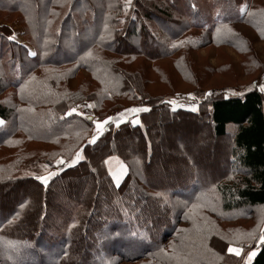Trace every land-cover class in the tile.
I'll use <instances>...</instances> for the list:
<instances>
[{
  "label": "trees",
  "instance_id": "trees-1",
  "mask_svg": "<svg viewBox=\"0 0 264 264\" xmlns=\"http://www.w3.org/2000/svg\"><path fill=\"white\" fill-rule=\"evenodd\" d=\"M254 1L0 0V13L21 21L23 36L36 50L30 55L27 46L9 40V27H0V96L7 88L34 87L31 94L18 92L12 108L0 102V147L23 136V144L0 166V264L17 259L21 264H240L224 237L215 241L183 226L203 191L218 197L211 222L258 221L264 210V92L215 93L197 111L174 110L153 88L152 77L166 61L176 65L183 58L185 66L174 69L197 83L194 55L213 44L238 49L243 44L263 72L264 61L240 29L264 37V4ZM7 66L16 85L13 79L4 88L13 78L1 75ZM206 84L201 81L197 89ZM81 102L92 103L101 122L113 110L136 104L147 110L136 123L111 124L89 143L94 121L71 112V105ZM157 118L167 133L173 131L170 119H180L184 127L186 120L205 121L215 141L210 152L222 169L206 173V182L185 163V174L167 175L145 165L155 156L177 153L170 141L154 145ZM132 137L141 147L125 155L121 150ZM81 150L83 159L77 161ZM182 153L188 165H198L191 149L183 147ZM113 156L131 170L119 185L108 167ZM38 158L62 159L68 166L47 183L18 176L27 161ZM172 177L185 180L167 185ZM61 182L63 199L54 191ZM19 190L25 195L18 198ZM100 193L108 203L93 199ZM112 197L118 201L109 203ZM50 208L60 215L51 218ZM250 264H264V241Z\"/></svg>",
  "mask_w": 264,
  "mask_h": 264
},
{
  "label": "rangeland",
  "instance_id": "rangeland-1",
  "mask_svg": "<svg viewBox=\"0 0 264 264\" xmlns=\"http://www.w3.org/2000/svg\"><path fill=\"white\" fill-rule=\"evenodd\" d=\"M262 4H264V0H256L252 5L258 6ZM0 27H9L13 31V35L11 36V38L9 37L10 41L27 46L30 50V53L36 52L34 46L26 39L25 36H23L24 27L21 21L17 19L16 16H14V18L10 20H7L5 18V15L3 13H0ZM240 29L247 32V35L252 39V48L255 49L257 53L256 56L260 61H264V37L261 36L258 32L247 29L244 26H241ZM154 30L158 32L159 29L157 28ZM245 49H247V47H244L243 44L240 49H238L233 44H222V46L213 44L196 52V54L194 55L196 61L193 62L192 66L193 72L195 74V77H197V81L199 83L201 81L203 83H207L206 85H203V87H199L198 89L197 87L199 86V83H196V81L193 82V79L189 73L179 74L174 69L176 68V66H185L186 62L183 58L176 62V65H174L172 61H166L159 69H157V71L154 68L155 70H153V77L151 76L154 80L152 86H154V89L156 88L158 93L167 96L165 101L170 105L172 109L177 110L182 108L192 111H197L200 102L204 101L215 93H222L225 97H236L241 96L246 92L254 89L261 91V86H264V71L262 72L261 69L258 70V68L254 66V64L250 61V54H248ZM7 60H10V58L4 60V63ZM9 68L8 66L6 67L7 71L3 69L1 75H3L4 77H9ZM9 78L12 79L9 81H4V88H6L9 83H12L13 79V83L14 85H16L15 76H10ZM32 79L35 78L32 77ZM26 89L31 94L33 93L34 87L30 88L27 85H22L15 89L7 88V90H4L5 92L3 93V95L0 96V102L8 108H12L15 104H17L16 96L18 95V92L22 93ZM71 108L75 109V111H71L73 113L79 114L84 118H88L89 120H93L95 122H101L97 120L95 116L92 103L81 102L79 104H72ZM134 108L139 109V111H129L130 109ZM145 109L147 108L136 104L134 106L126 107L122 110L110 111L105 120L101 122L103 124L102 131L97 132L96 124L94 123L92 136L98 137L100 133L106 130L111 124L119 125L120 123H123V121L129 119H131L133 123H136V117H138L140 113L146 111ZM109 117H111L112 119L108 120ZM160 119L161 118H157L156 120L155 130L157 131V135L152 134L154 145L157 146L159 144H162V142L166 143L167 141H170V149H172V144H174L175 147H177V153L175 154L170 151L166 152L164 155L155 156V158H153L152 160H147L145 162V165L150 164L152 165L151 168H153L156 173L167 175L171 173L174 174L175 172H181L182 174H185V163L186 167H188L189 170L191 169L195 176H202L204 178V181L206 182V173H210L212 171L215 173L216 170L222 169L218 162L215 163V156L210 152L213 145L215 144V141L209 133L208 128L205 127V121H200L198 118L193 120H186V123L188 124L184 127L181 124L182 122L180 121V119H170V125L172 126L173 131H170L171 133H167V131L159 127L161 125ZM0 121L2 120L0 119ZM105 121L107 122L104 123ZM3 124L4 122L0 123V127ZM21 137H23L22 134H18V140L12 146L6 148L5 145H1L0 166H3L7 158L11 157L14 151L19 149L21 144H23ZM140 143V139H135L134 137H132L131 140L127 143V146H125V148L122 149L121 152L127 155L131 149H140ZM52 145L53 144H51L50 146ZM183 147L189 148L193 151L195 157H198V165H188V162L185 159L187 154L182 153ZM23 148H26V146H24ZM227 152L228 151H225V153ZM90 156H93L91 152ZM60 160L62 159H58L55 162H52L48 161V159L45 160L38 158L27 161L20 170L18 176H31L36 178L45 177L47 179V182H49V180L55 173L60 172L68 166L64 160L63 164L58 163V161ZM121 166H123V171L121 170ZM108 167L114 181L118 185L122 182L123 178L126 177L129 172H131V170L127 168V166L121 161V159H119L118 156L109 158ZM136 169H133V173L134 170L136 171ZM52 173L54 174L50 175ZM138 175L139 173H137V176ZM154 178L158 179V175H154ZM184 180L185 178L183 177H180L179 179L178 177H172V179H169L167 181V185L173 183L179 184V182L182 183L184 182ZM62 182L58 183V186H56L54 189V191L56 190L58 192L61 199H63L64 196L67 195V192L62 190L61 188ZM203 192H205L206 194H204L203 197L201 196L199 198L200 200H196L198 202L197 205H192L193 211L192 215L190 216V221L183 227L186 229L191 228L193 230L194 228H196L198 233L205 234L206 238L212 236L215 241H218V239L216 238L218 236H221V238L224 237L229 244L228 249L231 247L238 250V254L236 252H228L230 254H233L234 256L239 257L240 264H250L252 259L257 254L259 245L263 242L261 241V239H259L258 234L260 230L261 232L264 231V210L258 212V221H253V219L251 218H247L246 220L241 221L237 220V218H232L234 222H222L221 224H219V222L213 223L208 217H210V214L217 210L218 197H216V195L212 191ZM24 195V192H21L19 190L17 197L19 198ZM131 198L134 202H139L138 200H140L133 196V193H131ZM93 199L96 202L98 201L99 204L102 205L108 203V201L102 197L101 193L97 196H93ZM117 201L118 200L116 197H112L109 203H115ZM142 204L145 205V203L143 202ZM48 212L51 218L54 215H60V211L58 209L50 208ZM241 216L242 215H240V217ZM199 229H202V231H199ZM199 236L204 239L202 235ZM122 240H124L122 244L124 245L125 239ZM86 242H88L87 239ZM252 253H254V255H251ZM249 256H251L250 259ZM12 264H21V262L17 259Z\"/></svg>",
  "mask_w": 264,
  "mask_h": 264
},
{
  "label": "snow or ice",
  "instance_id": "snow-or-ice-1",
  "mask_svg": "<svg viewBox=\"0 0 264 264\" xmlns=\"http://www.w3.org/2000/svg\"><path fill=\"white\" fill-rule=\"evenodd\" d=\"M11 38V37H10ZM30 55H36V53L32 52V53H29ZM90 55V53H88ZM261 91H264V86H261ZM147 110V109H145ZM71 111H75V109H72ZM129 111H132V112H138L139 109H130ZM69 115L71 114V112L68 113ZM112 118L109 117L108 120H111ZM107 121H105L104 123H106ZM0 123H3L2 121H0ZM94 123L96 124V130L97 132H100L102 131V127H103V124L101 122H95ZM97 139L96 136H93L92 139L89 141V143H95V140ZM80 159H83V154H82V150L81 151H78L76 153V157H75V160H80ZM58 163L60 164H63L64 161L63 160H60L58 161ZM121 170L123 171V166H121ZM54 173L50 174V175H53ZM37 179L41 180V182L43 183H47V179L45 177H37ZM261 241H264V236H261ZM229 252H236L238 254V250L235 249V248H229L228 249ZM251 255H254V253H252ZM251 258V256H249V259Z\"/></svg>",
  "mask_w": 264,
  "mask_h": 264
},
{
  "label": "crops",
  "instance_id": "crops-1",
  "mask_svg": "<svg viewBox=\"0 0 264 264\" xmlns=\"http://www.w3.org/2000/svg\"><path fill=\"white\" fill-rule=\"evenodd\" d=\"M124 178H125V177H124ZM124 178H123V180H124ZM123 180H122V181H123Z\"/></svg>",
  "mask_w": 264,
  "mask_h": 264
}]
</instances>
